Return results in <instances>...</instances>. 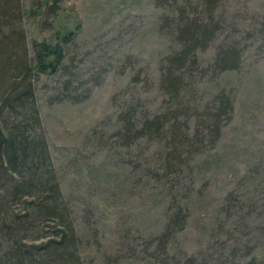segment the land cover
I'll use <instances>...</instances> for the list:
<instances>
[{
    "label": "rangeland",
    "instance_id": "1",
    "mask_svg": "<svg viewBox=\"0 0 264 264\" xmlns=\"http://www.w3.org/2000/svg\"><path fill=\"white\" fill-rule=\"evenodd\" d=\"M21 1L30 57L35 42L72 38L61 70L33 86L84 264H264V0H220L222 30L182 69L181 114L160 138L138 130L171 109L161 77L181 45L170 22L181 9L207 22L204 0ZM230 45L240 67L217 74ZM221 93L232 112L213 143Z\"/></svg>",
    "mask_w": 264,
    "mask_h": 264
},
{
    "label": "trees",
    "instance_id": "2",
    "mask_svg": "<svg viewBox=\"0 0 264 264\" xmlns=\"http://www.w3.org/2000/svg\"><path fill=\"white\" fill-rule=\"evenodd\" d=\"M161 1L174 0H157ZM219 2L204 0L208 13L205 23L189 19L185 9L177 14L179 23L175 19L170 22L175 28L176 41L181 45L168 56L167 72L161 77V85L171 98V109L146 118L138 130L143 136L160 138L164 126L173 119L177 121L181 114L178 108L182 92L189 87L182 69L189 60L194 68L197 50L208 48L222 30L214 20ZM24 10L21 0H0V264H84L78 253L79 239L72 213L53 166L33 86L38 75H54L61 70L66 60L65 47L72 38L70 33L63 34L54 46L35 42L30 57L23 27ZM240 59L238 45L220 46L213 71L223 74L237 70ZM231 112L230 98L224 93L218 94L210 127L213 143L219 139L221 119L226 117L227 120ZM180 215L176 213L175 218L181 220ZM184 264L238 263L212 254L187 258Z\"/></svg>",
    "mask_w": 264,
    "mask_h": 264
}]
</instances>
